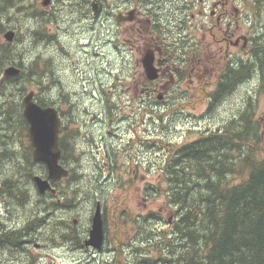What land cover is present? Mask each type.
Returning <instances> with one entry per match:
<instances>
[{"label":"rangeland","instance_id":"obj_1","mask_svg":"<svg viewBox=\"0 0 264 264\" xmlns=\"http://www.w3.org/2000/svg\"><path fill=\"white\" fill-rule=\"evenodd\" d=\"M26 1L28 7L29 2ZM28 11L27 8V11L21 9L18 12L16 6V9L9 10L2 17L5 30L0 27V43L6 42L4 32L7 29L15 30L19 40H14V45L16 51L24 55V62L30 65L38 56L42 59L52 58L58 80L44 79L45 85H48L45 89L47 92L36 87L34 82H26V91L21 95V102L24 95L34 90L36 94H46L49 101H54L60 111H64L63 137L67 147L72 150L67 164L71 171L69 176L72 184L63 182L60 188H86L87 185H92L91 178L101 174V191L98 195L105 197V214L111 235H116L118 228L126 235L133 234L135 226L129 221L130 216L160 211L164 219H169L171 209L167 206L165 195L158 194L156 189L165 184L162 183V180H166L162 167L174 153L173 149L181 142L198 138L200 128L203 127L196 123L195 128H192L194 119L200 118L201 123L208 124V117L210 121L222 115L232 118L236 111L237 118L240 119L244 108L251 103L254 119L260 121L259 143L264 149V72L256 64L246 70L245 77H240L241 84L236 91L225 93L227 96L210 109L205 97H199L198 94H194V98L188 97L193 93L187 91V83L169 89L172 97H186L183 103L172 102L171 99L161 102L155 97L149 100L142 92L145 75L141 60L144 55L116 46L114 40L107 36L108 23L105 22L103 26L99 24V33L90 42L87 35L75 33L76 30L80 31V20L62 21L61 18L60 26L69 27L71 31L65 32L57 25L46 23L42 32L45 34L48 30L57 36L58 41L53 36H48L49 41H45L44 34L34 32L38 21L30 18ZM261 48H264V39L261 41ZM260 55L264 56V52ZM249 58L250 56L243 53L240 66ZM262 63L264 65V61ZM3 69L0 70V82L3 79ZM17 89L18 82L9 85L6 93L9 97L13 95L17 98ZM3 96L2 94V100ZM164 113L166 114L163 115ZM186 116L189 118L186 119ZM234 120L233 117L230 125L234 124ZM131 124L134 126L131 127ZM128 141L135 146L131 147L132 150L125 151L123 145L129 143ZM168 141H171L170 146ZM18 147L20 149L19 144ZM105 149L111 155L112 152L117 153L113 155L116 165L110 170L105 165ZM129 151L139 155L142 152L145 160H142L140 169L130 159H126ZM4 158L5 155L3 160ZM0 170V181L11 175L10 164L7 162H3ZM111 171L113 176L110 178ZM15 172H18L17 169ZM234 178V181L240 180L239 175H234ZM35 190L37 191L36 187ZM78 193L80 198L79 190ZM32 201L30 194L25 204H17L15 227H23ZM94 211L93 203L88 198H81L71 208L58 209L54 216L58 220L68 219L71 223L74 221L76 230L83 236L84 241L88 237ZM121 212H124V220L127 222L118 226ZM3 221L11 224L5 217ZM50 241L44 238V241L40 239L32 242L33 245L29 246L33 252L30 255L32 260H37L38 264H108L110 261V241L105 242L100 251L76 247L65 239L56 244ZM0 264H28V256L18 250L0 249Z\"/></svg>","mask_w":264,"mask_h":264},{"label":"trees","instance_id":"obj_2","mask_svg":"<svg viewBox=\"0 0 264 264\" xmlns=\"http://www.w3.org/2000/svg\"><path fill=\"white\" fill-rule=\"evenodd\" d=\"M16 2L18 12L27 11L26 0ZM7 5L3 0L2 17L9 13ZM3 22L0 26L5 30ZM18 40L17 34L15 41ZM15 41L0 43V70L8 65L22 70L18 75L4 78L0 89L4 95V115L17 117L16 127L21 137L28 126L21 102L26 82H34L36 87L47 92L44 79L54 80L56 76L51 58L38 56L27 65L22 52L16 51ZM263 61L264 56L260 54L250 56L242 64V77L255 64L264 72ZM16 82L18 97H9L6 89ZM45 95L35 94L36 101L42 106L54 104ZM253 110L249 103L241 118L236 119L237 124L240 120L237 127L235 123L228 124L221 132L200 136L173 151L162 167L166 179L162 183L165 184L156 189L158 194L165 195L171 221L164 219L160 211L130 216L129 221L135 226L133 234L126 235L119 228L116 235L110 234L105 197L98 195L100 175L91 178L92 185L73 190L72 186L71 190L60 188L63 182L72 184L70 176L63 178L55 183V194L50 191L43 194L33 188V177L38 173L46 175L47 168L27 158V166L17 167L18 203L25 204L30 194L33 201L23 227L17 230V250L24 252V243L44 241V238L55 244L65 239L75 246L85 247L74 221L58 220L54 215L58 209L71 208L79 199L88 198L94 206L98 201L102 203L105 242L110 241L108 264H264V149L259 143L260 121L254 119ZM60 145L64 150L61 162L67 165L72 150L64 138L60 139ZM234 175H239L240 180L234 181ZM123 214L121 212L118 226L127 222ZM30 255L28 264H38Z\"/></svg>","mask_w":264,"mask_h":264},{"label":"flooded vegetation","instance_id":"obj_3","mask_svg":"<svg viewBox=\"0 0 264 264\" xmlns=\"http://www.w3.org/2000/svg\"><path fill=\"white\" fill-rule=\"evenodd\" d=\"M2 1L0 0V8ZM5 1L8 4L6 6L8 11L16 9L17 0ZM28 2L29 17L38 21L35 33L44 32L46 23L70 32L69 27L60 26V19L80 20L82 22L80 31L76 30L75 33L87 35L92 42L99 33V24L103 26L106 22L107 36L114 40L116 46L137 51L142 55L148 53L153 55L158 77L149 80L144 73L142 88L145 98L149 100L155 97L161 102L171 99L172 102L183 103L186 97L182 95L172 97L169 89L187 83V91L193 93L188 97L194 98V94L205 97L210 109L226 97V94L233 93L240 86L242 65L239 63L242 54L256 57L264 52V48H261V41L264 39V0H28ZM1 22L0 12V24ZM44 35L45 41H49L48 36L55 39L57 37L48 30ZM0 93L2 95L1 89ZM1 95L0 167L3 162L9 163L11 175L0 181V249L17 251L19 227H15L14 220L18 212V181L15 170L20 164L27 166L29 164L27 158L32 162L34 158L33 150L29 146L27 128L24 131L26 135L21 132V138L16 127L17 117L12 115L9 118L4 115ZM145 98L143 97V100ZM64 114L61 110L63 121ZM233 117L235 126H238L237 111ZM233 117L227 118L222 115L220 118H213V121L208 117V124L201 123L200 118L193 117L192 128L199 124L203 128H200L197 136H207L223 131L232 122ZM188 118L189 116H186V119ZM130 126L133 127L134 124ZM63 129L62 125L61 137L65 139ZM129 129L128 127L127 131ZM194 140L181 142L173 151ZM128 142L123 145L125 151L132 150L131 147L135 146L134 143ZM169 144L171 141H168ZM130 151L126 159H130V162L140 169L142 160H145L142 152L140 156ZM112 153L114 156L117 154ZM113 155L105 149L104 157L107 159L105 165L108 170L116 165ZM65 166L67 167L66 164ZM111 174L112 171L110 178L113 176ZM100 176L102 177L101 174ZM25 200H29V195ZM3 217L11 224L3 221ZM30 245H33L32 241L24 243V253L27 256L33 255Z\"/></svg>","mask_w":264,"mask_h":264},{"label":"water","instance_id":"obj_4","mask_svg":"<svg viewBox=\"0 0 264 264\" xmlns=\"http://www.w3.org/2000/svg\"><path fill=\"white\" fill-rule=\"evenodd\" d=\"M15 35V30L10 29L5 32L4 37L12 42ZM141 61L147 78L149 80L156 79L158 69L154 65V56L149 53L145 54ZM20 72V67L10 65L4 69L3 74L5 77H10L18 75ZM34 96L35 92L33 90L24 95L22 113L28 122V136L31 145L34 147V160L44 162L48 167L46 177L36 174L34 180L40 193H45L47 190L55 193L56 189L53 184L69 174V170L60 163L62 151L59 146V134L62 119L55 106H42L35 100ZM104 240V220L101 202L99 201L92 217L88 237L84 240V245L101 250Z\"/></svg>","mask_w":264,"mask_h":264},{"label":"bare ground","instance_id":"obj_5","mask_svg":"<svg viewBox=\"0 0 264 264\" xmlns=\"http://www.w3.org/2000/svg\"><path fill=\"white\" fill-rule=\"evenodd\" d=\"M32 39H33V38H32ZM36 39H39V38H36ZM33 41H35V40H33ZM236 81H237V80H236ZM146 109H147V108H146ZM22 128H24V127H22ZM21 130H22V129H21ZM23 130H25V128H24ZM169 146H170V145H169ZM80 177H81V176H80ZM80 177H79V178H80ZM79 180H80V179H79ZM79 180H78V181H79ZM41 196H42V195H41ZM46 196H47V195H46ZM44 197H45V196H44ZM48 197H49V196H48ZM104 219H105V218H104ZM41 221H42V220H41ZM104 222H105V221H104ZM104 224H105V223H104ZM104 226H105V225H104ZM38 231H39V230H38ZM84 235H85V234H84ZM72 243H74V242H72ZM104 245H105V244H104ZM77 246H78V245H77ZM77 246H76V247H77ZM78 247H79V246H78ZM102 249H103V248H102ZM99 251H100V250H99Z\"/></svg>","mask_w":264,"mask_h":264}]
</instances>
